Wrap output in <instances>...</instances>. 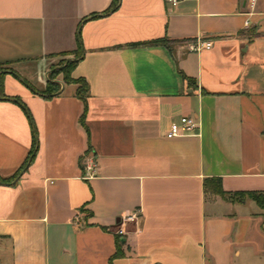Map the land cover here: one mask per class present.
Listing matches in <instances>:
<instances>
[{"label": "crops", "instance_id": "1", "mask_svg": "<svg viewBox=\"0 0 264 264\" xmlns=\"http://www.w3.org/2000/svg\"><path fill=\"white\" fill-rule=\"evenodd\" d=\"M0 77V264H229L263 214L204 185L264 193V0H0Z\"/></svg>", "mask_w": 264, "mask_h": 264}, {"label": "rangeland", "instance_id": "2", "mask_svg": "<svg viewBox=\"0 0 264 264\" xmlns=\"http://www.w3.org/2000/svg\"><path fill=\"white\" fill-rule=\"evenodd\" d=\"M67 65L68 64H65L64 68H66ZM235 200L237 202L239 201L237 198H235L234 201ZM241 202H247V205L241 210H236L235 213L239 216L249 217L255 214L256 211L259 212L257 205L250 202L248 198H244ZM247 217L244 218L246 219ZM229 264H264V212L262 215L258 214L252 216L251 227L248 232L244 234L243 242L233 249Z\"/></svg>", "mask_w": 264, "mask_h": 264}, {"label": "trees", "instance_id": "3", "mask_svg": "<svg viewBox=\"0 0 264 264\" xmlns=\"http://www.w3.org/2000/svg\"><path fill=\"white\" fill-rule=\"evenodd\" d=\"M168 43H169L168 40H160L156 42V44H162L165 46H168ZM75 66H76V63L71 62L66 66V68L61 70V73H63L64 75V82L66 84H76L79 86L77 96L85 104V111L83 115V118H85V115L87 113L88 84L86 83L84 79L74 80L71 78V72L75 68ZM0 82H1V77H0ZM1 90H2V86L0 83V91ZM52 92L53 91H50V93ZM0 96H2V94H0ZM36 152H37V144L35 140L33 144V149L30 152V155L27 161L22 166V168L18 171L15 178L18 177L23 171H25L27 167L33 162ZM204 188L207 193L212 192L213 194L222 197L224 200L231 201V202H235L236 201V200L234 201L235 198H237L240 202L244 200V198H248L250 201H253L262 211H264V193L262 192H240V193H234V194H230V193L227 194L222 190L220 180H208L205 182ZM86 217H89V215L87 214ZM119 244L120 243L118 241V245Z\"/></svg>", "mask_w": 264, "mask_h": 264}, {"label": "built area", "instance_id": "4", "mask_svg": "<svg viewBox=\"0 0 264 264\" xmlns=\"http://www.w3.org/2000/svg\"><path fill=\"white\" fill-rule=\"evenodd\" d=\"M180 1L181 0H167V2L173 6L177 5ZM257 2L258 0H249V7L251 10L255 9ZM249 27H250V23L249 21H246L245 28H249ZM212 46H213V43L211 41H206V42L198 43L194 47V50L195 51H200L202 49L210 50ZM197 128H198V123L196 122V120L190 117H182L179 120V122L173 123L170 126V129L168 133L166 134V137L168 139H174V138L182 136L183 132L185 133L193 132ZM86 169L87 171L91 172V175L89 176V178L93 177L96 174V165H93V166L87 165ZM139 217H140L139 212H136L130 216L122 217L119 221L120 228H119L118 234L120 235L125 234L124 227L126 223L136 222L138 221Z\"/></svg>", "mask_w": 264, "mask_h": 264}, {"label": "water", "instance_id": "5", "mask_svg": "<svg viewBox=\"0 0 264 264\" xmlns=\"http://www.w3.org/2000/svg\"><path fill=\"white\" fill-rule=\"evenodd\" d=\"M66 64H68V63H66Z\"/></svg>", "mask_w": 264, "mask_h": 264}]
</instances>
